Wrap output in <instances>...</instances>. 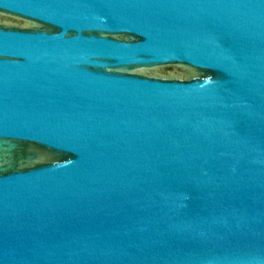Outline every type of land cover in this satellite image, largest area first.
I'll use <instances>...</instances> for the list:
<instances>
[{
    "label": "water",
    "instance_id": "95a60500",
    "mask_svg": "<svg viewBox=\"0 0 264 264\" xmlns=\"http://www.w3.org/2000/svg\"><path fill=\"white\" fill-rule=\"evenodd\" d=\"M0 264H264V0H0Z\"/></svg>",
    "mask_w": 264,
    "mask_h": 264
}]
</instances>
